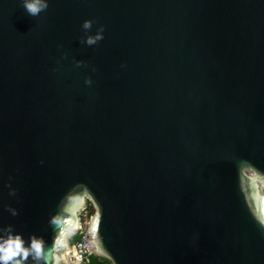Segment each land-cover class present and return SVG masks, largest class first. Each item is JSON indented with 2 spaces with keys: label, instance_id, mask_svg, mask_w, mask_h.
Masks as SVG:
<instances>
[{
  "label": "water",
  "instance_id": "95a60500",
  "mask_svg": "<svg viewBox=\"0 0 264 264\" xmlns=\"http://www.w3.org/2000/svg\"><path fill=\"white\" fill-rule=\"evenodd\" d=\"M47 3L0 0V238L71 264L90 203L111 264H264V0Z\"/></svg>",
  "mask_w": 264,
  "mask_h": 264
},
{
  "label": "clouds",
  "instance_id": "9594fccd",
  "mask_svg": "<svg viewBox=\"0 0 264 264\" xmlns=\"http://www.w3.org/2000/svg\"><path fill=\"white\" fill-rule=\"evenodd\" d=\"M23 6L31 16H38L48 8L47 0H23ZM93 21H84L82 27L85 30L92 28ZM103 39V27L101 26L94 36H87L85 43L95 45ZM90 82V81H89ZM41 244L33 240L30 248L25 247L23 239L18 235H10L0 238V264H26L29 256L37 262L40 260Z\"/></svg>",
  "mask_w": 264,
  "mask_h": 264
},
{
  "label": "built area",
  "instance_id": "2783aa9c",
  "mask_svg": "<svg viewBox=\"0 0 264 264\" xmlns=\"http://www.w3.org/2000/svg\"><path fill=\"white\" fill-rule=\"evenodd\" d=\"M86 227L81 223L78 230L72 236L76 238L73 242L70 241L68 256L71 264H89L90 257L93 255L85 242Z\"/></svg>",
  "mask_w": 264,
  "mask_h": 264
},
{
  "label": "trees",
  "instance_id": "16d2710c",
  "mask_svg": "<svg viewBox=\"0 0 264 264\" xmlns=\"http://www.w3.org/2000/svg\"><path fill=\"white\" fill-rule=\"evenodd\" d=\"M89 209H92L93 210V207L90 203H88V207ZM93 212V211H92ZM90 212V214L92 213ZM76 237H72L70 239L71 242H73V240L75 239ZM89 264H111V262L105 258H101V257H98V256H95V255H91L90 257V262Z\"/></svg>",
  "mask_w": 264,
  "mask_h": 264
},
{
  "label": "rangeland",
  "instance_id": "374dc122",
  "mask_svg": "<svg viewBox=\"0 0 264 264\" xmlns=\"http://www.w3.org/2000/svg\"><path fill=\"white\" fill-rule=\"evenodd\" d=\"M88 207V204L86 206V208L84 210H82L79 214V217H80V220H81V223L86 227L87 224H88V218H89V215H90V212H92L93 210L92 209H89L87 208Z\"/></svg>",
  "mask_w": 264,
  "mask_h": 264
}]
</instances>
